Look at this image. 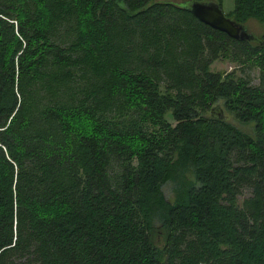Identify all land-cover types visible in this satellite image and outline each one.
Segmentation results:
<instances>
[{
    "label": "trees",
    "instance_id": "1",
    "mask_svg": "<svg viewBox=\"0 0 264 264\" xmlns=\"http://www.w3.org/2000/svg\"><path fill=\"white\" fill-rule=\"evenodd\" d=\"M178 1L0 0V264H264V33Z\"/></svg>",
    "mask_w": 264,
    "mask_h": 264
},
{
    "label": "water",
    "instance_id": "2",
    "mask_svg": "<svg viewBox=\"0 0 264 264\" xmlns=\"http://www.w3.org/2000/svg\"><path fill=\"white\" fill-rule=\"evenodd\" d=\"M186 4L187 8L200 21L215 29L224 31L230 37L247 40L256 38L254 33L248 30L245 23H240L230 16H227L216 0H189ZM208 114L221 119H230L231 117L220 102L213 104Z\"/></svg>",
    "mask_w": 264,
    "mask_h": 264
},
{
    "label": "rangeland",
    "instance_id": "3",
    "mask_svg": "<svg viewBox=\"0 0 264 264\" xmlns=\"http://www.w3.org/2000/svg\"><path fill=\"white\" fill-rule=\"evenodd\" d=\"M201 1H209V0H201ZM178 2L182 4V0ZM221 7L225 14H229V11L233 8V0H221ZM245 25L247 26L248 30L253 32L256 36H261L264 33V27L255 18L247 19ZM210 68L212 70H221V71L234 70L236 74L247 77L252 84L257 85L261 82V78H260L261 76L258 67L243 66L240 63L231 61L227 58H217L213 60L210 63ZM230 120L236 123V125H238L240 128L242 127L243 129L245 128V130L247 131H251V124H241L238 121L232 119L231 117ZM172 185L173 183L170 180L162 185L164 195L168 199L173 198ZM248 194H249V189L246 186H243L240 190V193L238 194V200L241 201L242 198ZM154 240L157 245L161 246L163 243V235L161 233H156L154 236Z\"/></svg>",
    "mask_w": 264,
    "mask_h": 264
}]
</instances>
